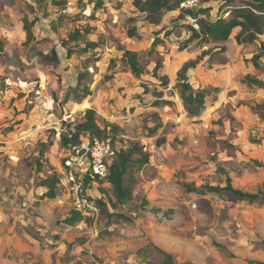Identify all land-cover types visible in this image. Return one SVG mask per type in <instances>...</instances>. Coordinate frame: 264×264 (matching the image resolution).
<instances>
[{
  "label": "rangeland",
  "instance_id": "374dc122",
  "mask_svg": "<svg viewBox=\"0 0 264 264\" xmlns=\"http://www.w3.org/2000/svg\"><path fill=\"white\" fill-rule=\"evenodd\" d=\"M93 1L0 0V264H163L158 249L176 264L264 262V203L201 190L228 178L243 191L264 186V29L237 26L222 42L210 30L229 17L221 0L191 10L198 30L184 0L158 24L140 9L145 0ZM249 31L256 40L245 41ZM155 38L161 67L154 74L152 62L137 77L124 50ZM245 74L263 84L243 83ZM183 81L205 94L196 115L181 99ZM140 92L151 96L123 104ZM88 107L102 126L119 127L110 136L131 155L130 198L119 202L109 182L86 174L99 213L71 223L64 161L84 136L74 124ZM54 174L48 198L41 181Z\"/></svg>",
  "mask_w": 264,
  "mask_h": 264
},
{
  "label": "trees",
  "instance_id": "16d2710c",
  "mask_svg": "<svg viewBox=\"0 0 264 264\" xmlns=\"http://www.w3.org/2000/svg\"><path fill=\"white\" fill-rule=\"evenodd\" d=\"M221 9L224 7H230L229 17H223L224 15L217 18L211 26V32L213 35L220 37L222 42L227 41L232 30L237 26H248L250 29L255 31H262L264 29V0H221ZM58 3V1H55ZM95 6H101V0H94ZM138 4V2H137ZM176 5L174 0H145L140 9L144 11L147 15L146 18L149 22L158 24L163 18L164 10L170 11L173 10ZM206 11L207 9H201ZM190 14H194L193 11L188 10ZM196 16V14H194ZM24 28L27 31V40H32L33 31L31 25L24 23ZM133 32H129L130 36H133ZM79 35V32L73 31L69 36L70 38H75ZM257 39L254 31H249L245 41H254ZM161 40L155 38L149 47L140 50L134 49H125L123 57L128 68L135 74L137 77L143 75L149 64L155 62L154 74L157 73L161 67V59L158 57L157 46L160 44ZM93 47H97L98 44L91 43ZM264 49V44L262 47ZM224 50V49H223ZM83 52H87L88 48H83ZM55 54V51H53ZM68 53L70 51L68 50ZM71 54V53H70ZM44 55V53H43ZM47 56V55H45ZM50 61L54 64L58 61V54L50 57ZM242 82L249 85H262L263 81L260 79L251 76L250 74H245L242 77ZM181 99L186 107V110L189 115L193 116L199 112V109L203 107L205 94L202 90L196 89L192 86L191 83L181 82ZM69 128L72 125L67 124ZM119 127L111 123H105L102 126L99 123L97 117V111L93 107L86 108L83 116L78 123L74 124V132L78 134H89L92 137L105 138L107 136H113L118 134ZM113 134V135H112ZM61 140L67 144L70 141V138L67 133L61 134ZM73 144H78L73 142ZM141 147L136 145L135 152L141 151ZM44 152V150L42 151ZM131 155L125 151H119L117 156L109 164V176L106 179L107 182L112 187L113 194L117 197L119 202L125 203L130 198V192L127 181L130 183V179L127 178L129 173V164ZM148 154H144L140 162L148 161ZM60 181L57 175H52L46 177L41 181V185L47 187V191L44 193L45 197L54 198L57 195V184ZM203 192H214V193H223L230 192L237 198L247 200L249 202H259L264 203V186L256 192H248L238 189L232 185L230 178L227 179V184L225 186H206L204 189H201ZM101 201V200H100ZM105 205L104 201H101ZM81 213L76 209L73 211L72 218H77ZM74 220L71 221L73 223ZM225 248L222 244H218ZM162 255L163 264H176L173 256L170 253H167L164 250L158 249ZM255 264H264L262 261H256Z\"/></svg>",
  "mask_w": 264,
  "mask_h": 264
},
{
  "label": "built area",
  "instance_id": "2783aa9c",
  "mask_svg": "<svg viewBox=\"0 0 264 264\" xmlns=\"http://www.w3.org/2000/svg\"><path fill=\"white\" fill-rule=\"evenodd\" d=\"M201 0H184L183 9L194 10L200 7ZM229 15V12L227 13ZM195 29H199L197 17L189 15ZM118 150L113 138L92 137L86 134L81 142L72 147V152L64 161L63 184L68 188L74 208L82 214H97L99 206L91 198L86 186V174L106 180L109 164L117 156Z\"/></svg>",
  "mask_w": 264,
  "mask_h": 264
},
{
  "label": "crops",
  "instance_id": "0c3cea01",
  "mask_svg": "<svg viewBox=\"0 0 264 264\" xmlns=\"http://www.w3.org/2000/svg\"><path fill=\"white\" fill-rule=\"evenodd\" d=\"M228 8H230L229 6H228ZM229 12V14H230V10L229 11H227V13ZM46 31H48V30H46ZM47 34H48V32H47ZM42 36H44V35H42ZM54 43H57L55 40H54ZM44 46H46V44H44ZM64 49V48H63ZM140 50V49H139ZM45 54H47L48 53V50L47 49H45L44 51H43ZM59 52V51H58ZM59 54H60V52H59ZM72 57V56H71ZM70 57V58H71ZM69 64H71V63H69ZM72 65V64H71ZM128 74H130V75H128ZM129 76H132V73H127V79L129 80ZM135 77V76H134ZM75 79H76V77H75ZM138 78H134V80H137ZM124 84H125V86L127 85V81H124ZM123 84V85H124ZM136 94V93H135ZM141 96L142 97H144V96H147V97H149V96H151V93H146V94H143V95H141V92H140V95H131L130 96V98L127 100V101H125V103H123L124 105H126V104H129L128 106H131V104H132V106L134 105V106H138V105H140L141 104ZM160 98H162L161 96H159L157 99H160ZM124 107V106H123ZM89 108V107H88ZM93 108H95V107H93ZM96 109V108H95ZM85 111V110H84ZM84 111H83V114H84ZM96 111H97V109H96Z\"/></svg>",
  "mask_w": 264,
  "mask_h": 264
}]
</instances>
